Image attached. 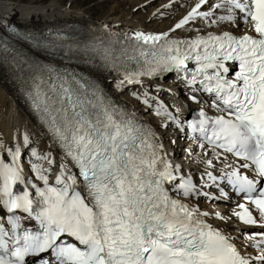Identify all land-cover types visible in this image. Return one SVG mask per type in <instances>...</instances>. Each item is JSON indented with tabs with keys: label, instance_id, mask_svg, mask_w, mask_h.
Wrapping results in <instances>:
<instances>
[{
	"label": "snow or ice",
	"instance_id": "1",
	"mask_svg": "<svg viewBox=\"0 0 264 264\" xmlns=\"http://www.w3.org/2000/svg\"><path fill=\"white\" fill-rule=\"evenodd\" d=\"M197 19L232 27L190 39L169 36ZM116 35L109 33L107 44L79 50L95 53L118 72L123 69L118 87L175 70L185 74L188 85L199 84L193 92L209 93L210 107L218 114L209 116L201 107L200 119L188 122L199 134V147L211 150L212 158L203 162L213 170L203 174V186L211 183L228 198L217 183L226 181L244 202L229 216L201 211L190 201L214 197L200 191L191 175L181 174L156 133L134 112L114 104L95 83L25 58L0 38V60L8 62L11 56L18 67L27 68L29 98L63 153L50 180L54 160L32 149L39 162H32L30 170L39 184L26 177L20 147L5 150L10 161L0 158V264H26V258L40 254L50 255L37 264H264V0H196L167 32L136 31L128 44ZM23 38L35 48L65 47L57 43L63 39L59 35ZM188 61L195 62L191 71ZM132 63L137 71L129 70ZM157 114L183 131L167 109ZM229 155L232 162H227ZM214 161L223 162L219 175ZM210 215L225 227L234 217L258 230L238 245L208 222ZM25 221L35 223L27 227ZM245 247L259 251L252 255L242 251Z\"/></svg>",
	"mask_w": 264,
	"mask_h": 264
},
{
	"label": "bare ground",
	"instance_id": "2",
	"mask_svg": "<svg viewBox=\"0 0 264 264\" xmlns=\"http://www.w3.org/2000/svg\"><path fill=\"white\" fill-rule=\"evenodd\" d=\"M75 3L76 0H70L69 4H59L56 0H50L47 3H42L39 0H30L28 2L0 0V16L11 20L17 25L31 28L45 29L57 24L75 22L83 27L85 26L96 31L105 29L126 33L142 31L144 33L159 34L174 28V25L194 6L196 0H128L127 3L131 4L132 7L136 6L134 12L126 13L119 11L116 13V10L111 8L106 15L99 18H96L89 9L78 7ZM202 10L207 11L208 9L203 7ZM214 11H216L217 15L223 13V10ZM104 26L107 27L105 28ZM231 27L227 23L216 25L205 24L202 20L197 19L190 21L188 25L181 29H176L174 32L169 33V35L184 36L193 34L195 31L204 33L209 30H229ZM52 60L58 63L63 62L62 59L55 58ZM94 75L107 95L113 98L119 105L134 112L139 116V119L148 117L145 114L148 107L139 108L136 105V101L127 98L123 93L127 87L126 85H143L145 88L153 89L156 95L162 93L160 86L164 85L163 80L158 79L142 84L125 83L122 87H118V82L122 80L119 76L99 72L94 73ZM169 88L176 90L181 95V89L177 83L172 82ZM143 99L148 101L147 97ZM183 101L192 104L188 98ZM170 108L177 110V102L170 103ZM162 111V109L157 108V112L149 117L154 121L152 122L151 120L148 127L156 133L158 140L161 143L163 142L166 155L172 157V159L175 157L180 161L179 165L181 166L182 174L189 175L206 170L207 166L203 160L212 158L211 151L209 149H201L198 144H194L193 142L184 143L179 141L178 137L182 134L181 128L179 127H175V129L170 128V130L172 129L171 133H167V126L173 123L166 115L157 114ZM176 114L179 113L176 112ZM154 116L157 117L155 118ZM35 131L39 133V137L36 138V141H31L30 143V136ZM25 136L28 138V145H31V148H28V159L39 162L31 155L32 149H35L39 155H49L54 160V164L52 165L53 172L50 179L54 178L55 171L58 170L60 163L63 162V157L56 151L53 145L47 142L45 136L36 125L35 120L25 109L10 78L7 77L0 67V158H6V160L10 161L5 151L8 148L15 150L16 147H20L22 152L25 147ZM176 146H180V149L174 150ZM205 152L208 153L207 156H205ZM218 162L220 161H214V166L216 165L218 167ZM23 168L25 175L35 180V176L30 168H25L24 165ZM193 204H197L201 211H208L210 213L219 211L225 216L231 215L234 209L232 204L223 203L217 199H215V202L208 204L202 202H195ZM207 219L213 226L221 228L230 235L237 236V231L233 228L235 222L231 221L225 227V222L217 220L214 216L210 215Z\"/></svg>",
	"mask_w": 264,
	"mask_h": 264
},
{
	"label": "rangeland",
	"instance_id": "3",
	"mask_svg": "<svg viewBox=\"0 0 264 264\" xmlns=\"http://www.w3.org/2000/svg\"><path fill=\"white\" fill-rule=\"evenodd\" d=\"M15 1L28 2L30 0H15ZM39 1L42 2V3H47L50 0H39ZM56 1L59 4H69L70 3V0H56ZM127 2H128V0H76L75 5L78 6V7L83 8V9H89V11H91L92 14H94V16L96 18H99V17H102V16L106 15V13L111 8H114L116 10V13H118L119 11H124L126 13L134 12V6L132 7L131 4H128ZM143 17L145 18V16H143ZM147 19H148V17H147ZM137 91H138V89H136V90L132 89L133 93H137ZM123 93L125 94L126 97H128L131 100H133V94H131L129 89L124 90ZM145 114H147L148 117H151V116H149L151 114V108L146 110ZM153 121L154 120H152V122ZM35 134H37V136ZM38 137H39V133L38 132L37 133H36V131L32 132V134L30 136V143H31V141H33V142L36 141V138H38ZM166 139H165V141L167 142ZM28 146H29V148H31V145H28ZM28 146L24 147V151L21 153V161L24 162V163L26 162V157H27L26 151H27ZM175 149L176 150L180 149V146L174 147V150Z\"/></svg>",
	"mask_w": 264,
	"mask_h": 264
}]
</instances>
